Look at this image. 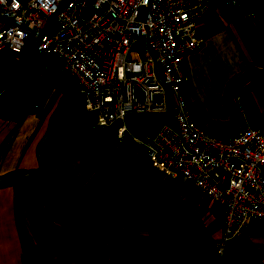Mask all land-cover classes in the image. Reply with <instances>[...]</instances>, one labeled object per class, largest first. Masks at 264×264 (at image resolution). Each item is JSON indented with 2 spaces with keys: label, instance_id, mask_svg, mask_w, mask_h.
Here are the masks:
<instances>
[{
  "label": "crops",
  "instance_id": "obj_1",
  "mask_svg": "<svg viewBox=\"0 0 264 264\" xmlns=\"http://www.w3.org/2000/svg\"><path fill=\"white\" fill-rule=\"evenodd\" d=\"M248 1L263 8L258 16L245 7L228 11L217 5L207 19L198 20L204 42L183 60L188 80L180 90L191 117L222 135L255 125L264 115V0ZM4 22L0 18V27ZM22 57L0 49V87ZM189 83L215 95L231 114L229 127L202 120L190 106L195 107L196 100L183 93ZM67 85L66 92L45 96L43 104L18 112L0 110V264H264L263 219H251L219 254L222 207L191 181L147 170L153 193L161 196L166 188L180 199L174 207H180L178 218L162 219L160 212L145 209L123 189L113 188L117 178L109 180L114 171L109 174L101 167L109 160L107 152L101 156L104 162L98 161L95 142L93 150L85 147L86 161L81 162L78 131L84 125L78 121L68 128L60 105L66 103L73 113L93 111L83 110L81 96ZM168 95L174 98L172 92ZM166 114L136 111L126 121L131 135L122 137L115 127H100L113 128L118 145L128 151L132 135L152 134ZM68 133L73 134L65 137ZM31 181L41 183L42 199L19 202L14 185Z\"/></svg>",
  "mask_w": 264,
  "mask_h": 264
},
{
  "label": "built area",
  "instance_id": "obj_2",
  "mask_svg": "<svg viewBox=\"0 0 264 264\" xmlns=\"http://www.w3.org/2000/svg\"><path fill=\"white\" fill-rule=\"evenodd\" d=\"M217 5L245 7L253 17L263 10L248 0H0V49L27 62L52 56L82 109L119 137L130 134L126 121L136 111L171 112L175 125L132 137L154 170L191 181L220 204L221 254L251 219L264 220V115L231 135L191 117L180 90L188 80L183 60L204 42L197 21Z\"/></svg>",
  "mask_w": 264,
  "mask_h": 264
},
{
  "label": "rangeland",
  "instance_id": "obj_3",
  "mask_svg": "<svg viewBox=\"0 0 264 264\" xmlns=\"http://www.w3.org/2000/svg\"><path fill=\"white\" fill-rule=\"evenodd\" d=\"M143 42L144 40L142 39L139 45H143ZM36 59L37 63L33 66L28 75L17 83L8 95L0 98V110L7 108L8 110L18 112L19 110H22L21 108L25 107L26 109L30 105L43 104L44 98L47 95H54L56 97V90L62 91L65 89L66 92L68 89V83L57 74V68L52 56L47 54L38 55L36 56ZM26 64L27 57L22 60V65L19 69H22ZM184 88V95L186 97L188 96L191 100H196V102H194L195 107L192 102V104L190 103V106H192L193 109H196L206 124L215 125V123H221L225 127H229V124H232L233 120L231 114L227 113L223 107L217 103L215 95L210 91L201 88L196 89L193 87V83L187 84ZM136 95L139 98H142V93L138 88H136ZM70 109V106L66 103L61 104L59 112H64L62 118L65 120V124L68 128L78 121L84 125V128L81 126L82 129L78 131V135L82 142L81 162L86 161L84 159V156L87 153L84 150L85 147H88L89 150H93V143L95 142L98 161L102 160L101 156L105 152H107V158L109 159L106 161L107 164L106 162L104 163L106 166L103 165L101 167L104 168V170L108 169L109 174L113 171V174L115 175L119 174V172H123L122 176L117 177V182L113 187L114 189H123L124 192L129 194L137 204L140 202L145 206V209H153L160 212L162 219H174V216H177L178 218V210L180 207L176 209L174 207H176L175 202L180 199L175 196H170L171 193L166 191V188H163L161 191V196L158 195L157 192L153 193V189L149 184L150 181L145 176L147 170L152 171V167L146 159L145 151L141 144L133 139L131 140L132 142H129L128 144V151H123L118 145L116 137L112 135L113 128L105 129L98 126L95 113H73ZM166 113L164 121L151 131V136H153L164 124L175 125L173 114L169 111H166ZM56 118L57 115H54V119ZM72 134L73 133H68L65 137L71 136ZM111 144L113 147L112 155L110 152L112 148ZM104 175L105 174L103 173L101 178H103ZM110 204L113 206L116 203L111 202ZM175 211L177 212L176 215Z\"/></svg>",
  "mask_w": 264,
  "mask_h": 264
},
{
  "label": "trees",
  "instance_id": "obj_4",
  "mask_svg": "<svg viewBox=\"0 0 264 264\" xmlns=\"http://www.w3.org/2000/svg\"><path fill=\"white\" fill-rule=\"evenodd\" d=\"M36 63H37L36 57L30 60L16 74L15 78L10 82V84L4 88V90L0 94V98L4 97L5 95H8L11 89L28 75V73L31 71V69ZM116 178H117V175L114 174V176L109 180V183L115 180ZM14 192H15L17 199L21 203L37 202V201H40L43 197V189L39 181H31V182L15 184Z\"/></svg>",
  "mask_w": 264,
  "mask_h": 264
},
{
  "label": "water",
  "instance_id": "obj_5",
  "mask_svg": "<svg viewBox=\"0 0 264 264\" xmlns=\"http://www.w3.org/2000/svg\"><path fill=\"white\" fill-rule=\"evenodd\" d=\"M26 56L27 55H24V57H22V59H21V61L24 59V58H26ZM21 61H19V63H18V65L21 63ZM17 65V66H18ZM17 66L8 74V76L6 77V79L3 81V83L1 84V87H0V90H2V89H4L5 87H6V85L8 84V83H10V81H11V78H12V76L14 75V72H15V70H17L16 68H17Z\"/></svg>",
  "mask_w": 264,
  "mask_h": 264
},
{
  "label": "flooded vegetation",
  "instance_id": "obj_6",
  "mask_svg": "<svg viewBox=\"0 0 264 264\" xmlns=\"http://www.w3.org/2000/svg\"><path fill=\"white\" fill-rule=\"evenodd\" d=\"M21 70V69H20Z\"/></svg>",
  "mask_w": 264,
  "mask_h": 264
}]
</instances>
